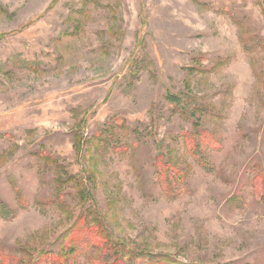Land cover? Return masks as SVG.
<instances>
[{
    "label": "rangeland",
    "instance_id": "374dc122",
    "mask_svg": "<svg viewBox=\"0 0 264 264\" xmlns=\"http://www.w3.org/2000/svg\"><path fill=\"white\" fill-rule=\"evenodd\" d=\"M79 215L127 264H264V0H0V264Z\"/></svg>",
    "mask_w": 264,
    "mask_h": 264
},
{
    "label": "trees",
    "instance_id": "16d2710c",
    "mask_svg": "<svg viewBox=\"0 0 264 264\" xmlns=\"http://www.w3.org/2000/svg\"><path fill=\"white\" fill-rule=\"evenodd\" d=\"M255 43V40L245 39L242 41L244 47H250ZM202 134L199 135L201 137ZM204 144L209 143L208 137L205 135L201 141ZM197 147H192L190 153L203 168H207V162L202 155L196 152ZM157 177L160 185L169 189L170 193L173 190V180H176V175L168 168L167 165L158 163ZM84 196V192H81ZM91 252V256L87 262L89 264H127L129 249L123 243L115 242L109 235L102 223H94L89 225L86 222L84 215H79L73 226L68 231L67 237L58 254L49 252L41 253L34 264H74L75 257ZM1 259V258H0ZM3 264H8V260L2 261ZM150 264H169L164 261Z\"/></svg>",
    "mask_w": 264,
    "mask_h": 264
}]
</instances>
